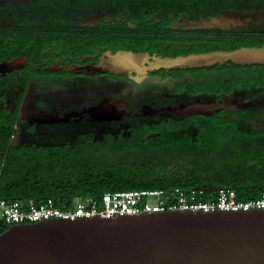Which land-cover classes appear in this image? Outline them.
<instances>
[{
  "label": "flooded vegetation",
  "instance_id": "af4514ba",
  "mask_svg": "<svg viewBox=\"0 0 264 264\" xmlns=\"http://www.w3.org/2000/svg\"><path fill=\"white\" fill-rule=\"evenodd\" d=\"M263 45L264 0H0V151L87 165L105 135L144 131L219 150L225 115H264V63L156 59ZM119 51L143 54L139 70H92Z\"/></svg>",
  "mask_w": 264,
  "mask_h": 264
},
{
  "label": "water",
  "instance_id": "95a60500",
  "mask_svg": "<svg viewBox=\"0 0 264 264\" xmlns=\"http://www.w3.org/2000/svg\"><path fill=\"white\" fill-rule=\"evenodd\" d=\"M143 54H104L92 70H139ZM264 63V45L157 58L154 67ZM0 264H264V209L48 218L0 233Z\"/></svg>",
  "mask_w": 264,
  "mask_h": 264
},
{
  "label": "trees",
  "instance_id": "16d2710c",
  "mask_svg": "<svg viewBox=\"0 0 264 264\" xmlns=\"http://www.w3.org/2000/svg\"><path fill=\"white\" fill-rule=\"evenodd\" d=\"M230 124L232 127L221 129L216 151L208 144L195 152L166 138L153 139L148 131L134 137V133L105 135L107 143L87 165L17 157L3 149L0 198L39 205L51 197L57 206H68L74 198H98L106 191L194 186H227L243 200L258 196L264 192V144L251 137L261 132H240L234 128L235 121ZM172 156L184 162L178 164ZM9 226L0 216V233Z\"/></svg>",
  "mask_w": 264,
  "mask_h": 264
},
{
  "label": "built area",
  "instance_id": "2783aa9c",
  "mask_svg": "<svg viewBox=\"0 0 264 264\" xmlns=\"http://www.w3.org/2000/svg\"><path fill=\"white\" fill-rule=\"evenodd\" d=\"M150 197L155 202H149ZM216 209H264V192L243 200L238 199L235 190L227 186L115 190L106 191L98 198H75L68 206H57L51 197L39 205L31 200L25 205L19 199L7 201L0 198V216L10 225L48 218H91L98 214L99 217L107 218L122 214Z\"/></svg>",
  "mask_w": 264,
  "mask_h": 264
},
{
  "label": "rangeland",
  "instance_id": "374dc122",
  "mask_svg": "<svg viewBox=\"0 0 264 264\" xmlns=\"http://www.w3.org/2000/svg\"><path fill=\"white\" fill-rule=\"evenodd\" d=\"M224 118L235 120L241 130H264V115L261 113L260 110L251 111L247 115H241L239 113H229L225 115ZM103 128L106 127L103 126ZM74 200L75 198L72 200V202H74ZM148 200L151 203L155 202V199L152 197L148 198Z\"/></svg>",
  "mask_w": 264,
  "mask_h": 264
}]
</instances>
